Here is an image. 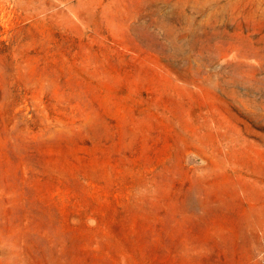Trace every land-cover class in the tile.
Listing matches in <instances>:
<instances>
[{"label": "rangeland", "instance_id": "rangeland-1", "mask_svg": "<svg viewBox=\"0 0 264 264\" xmlns=\"http://www.w3.org/2000/svg\"><path fill=\"white\" fill-rule=\"evenodd\" d=\"M0 264H264V0H0Z\"/></svg>", "mask_w": 264, "mask_h": 264}]
</instances>
